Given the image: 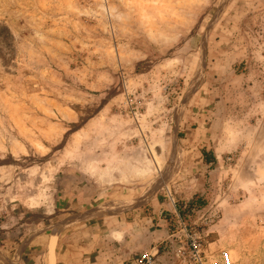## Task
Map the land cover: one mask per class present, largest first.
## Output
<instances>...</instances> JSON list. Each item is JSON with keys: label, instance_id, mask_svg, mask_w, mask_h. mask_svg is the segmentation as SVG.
Listing matches in <instances>:
<instances>
[{"label": "rangeland", "instance_id": "obj_1", "mask_svg": "<svg viewBox=\"0 0 264 264\" xmlns=\"http://www.w3.org/2000/svg\"><path fill=\"white\" fill-rule=\"evenodd\" d=\"M175 144L149 201L69 233L107 264H192L191 238L264 264V0H0V264H55Z\"/></svg>", "mask_w": 264, "mask_h": 264}, {"label": "crops", "instance_id": "obj_2", "mask_svg": "<svg viewBox=\"0 0 264 264\" xmlns=\"http://www.w3.org/2000/svg\"><path fill=\"white\" fill-rule=\"evenodd\" d=\"M81 221L84 220L67 225L66 227L70 226L69 229L65 228L64 230L67 229L68 233L63 232L54 243L55 264H107L110 261L108 257L104 256V252L101 253L100 249L97 251V243L90 240L89 237H85L86 233L82 231L69 233L74 227L82 224Z\"/></svg>", "mask_w": 264, "mask_h": 264}, {"label": "bare ground", "instance_id": "obj_3", "mask_svg": "<svg viewBox=\"0 0 264 264\" xmlns=\"http://www.w3.org/2000/svg\"><path fill=\"white\" fill-rule=\"evenodd\" d=\"M200 62L203 63V61L201 59H200ZM202 66L203 65L201 64L200 68L198 69V71H199V75H198L199 76V80H198V78L197 79L195 78L196 82L198 81V83H199V81H201L200 79H202V77H201V75H202ZM195 85H196V83H195ZM195 85H194L193 88H195ZM193 88H192V91L194 90ZM180 155L181 154H180L179 148L175 144L174 147H173V156L171 157L172 160L170 161V163H168L166 171L164 173H162V175L159 178L157 177L155 180H153L143 190V192L140 194L139 197H137L138 195L136 196L137 197L136 199L130 200V201L129 200L128 201L127 200H124V201L123 200H121V201L117 200V201L104 202V203H102L100 205H96L95 207H93L92 209H90L89 211H87L85 213L81 212L82 214L80 213L81 215H78V216L81 218V220H86V219H91V218H95V217H98V216L114 215V214H117V213H121V212H123V211H125V210H127V209H129L131 207H139V206H141L142 204H144L145 202L149 201L153 197V195L161 187V184L164 183L168 179L170 174L173 173L177 169V167L179 165V161H180ZM2 262L5 263V264L11 263L9 261H6V262L2 261ZM48 264H53L52 257H49Z\"/></svg>", "mask_w": 264, "mask_h": 264}, {"label": "built area", "instance_id": "obj_4", "mask_svg": "<svg viewBox=\"0 0 264 264\" xmlns=\"http://www.w3.org/2000/svg\"><path fill=\"white\" fill-rule=\"evenodd\" d=\"M203 241L201 239L191 238L189 241V253L192 264H233L231 254L227 250H221L217 258H210L203 251ZM152 256L149 253H143L136 260V264H150Z\"/></svg>", "mask_w": 264, "mask_h": 264}, {"label": "trees", "instance_id": "obj_5", "mask_svg": "<svg viewBox=\"0 0 264 264\" xmlns=\"http://www.w3.org/2000/svg\"><path fill=\"white\" fill-rule=\"evenodd\" d=\"M203 154H204V157H205V156H207L208 152L203 151ZM204 160H206V161L210 160L211 161V160H213V158L210 157L209 159H204ZM186 205H187L188 208H192V207L200 208V207H202L204 205V202H202L201 197L194 195L192 197L191 201H189ZM177 209H178V212H180V214H181V211H180L181 210V206L178 205Z\"/></svg>", "mask_w": 264, "mask_h": 264}]
</instances>
